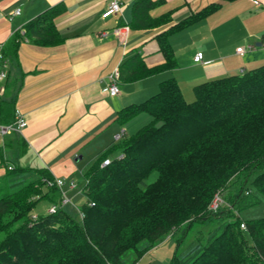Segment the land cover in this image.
Wrapping results in <instances>:
<instances>
[{"label": "trees", "instance_id": "obj_1", "mask_svg": "<svg viewBox=\"0 0 264 264\" xmlns=\"http://www.w3.org/2000/svg\"><path fill=\"white\" fill-rule=\"evenodd\" d=\"M164 1L134 0L128 25H168L155 34L164 61L148 67L138 53L131 54L120 66L121 81L177 67L169 36L234 0L209 2L176 22L174 10L151 15ZM64 10L57 3L37 14L23 34H13L4 55L14 53L24 38L60 43L54 20ZM260 40L264 46V32ZM193 91L194 99L186 101L169 77L145 100L118 110L121 125L140 113L151 120L122 141L118 157L109 158L110 147L84 172L80 222L59 205L43 215L32 213L42 198L60 202L58 187L47 184L54 180L48 170L35 169L36 179L25 180L28 169L7 167L0 177V264H135L168 235L176 245L169 264H264V217L243 221L234 210L236 203H251L243 197L250 195L245 184L251 175L264 195V63L198 83ZM11 110L10 103H0V122L11 121ZM106 158L109 163L102 165ZM153 172L156 177L148 182ZM215 194L224 202L213 210ZM211 220L217 223L206 235L178 251L194 224Z\"/></svg>", "mask_w": 264, "mask_h": 264}, {"label": "crops", "instance_id": "obj_2", "mask_svg": "<svg viewBox=\"0 0 264 264\" xmlns=\"http://www.w3.org/2000/svg\"><path fill=\"white\" fill-rule=\"evenodd\" d=\"M110 1L0 0V43L4 47L15 32L23 34L24 25L37 14L57 3L65 6L64 12L54 20L62 38L60 43L47 45L24 38L14 53L6 55L8 77L0 81L3 88L0 103L11 104L9 118L12 111L19 110L26 126L19 133L0 135V177L7 167L25 168L35 175V169H46L53 178L62 179V188L69 190L68 183L79 177L84 179V172L98 155L117 142L113 137L121 129L124 137L125 126L133 118L121 125L117 120L118 110L139 103L136 101L158 89L160 81L169 77L176 79L174 72L178 65L132 82L120 80L119 93L115 96L103 90L108 84V75L116 67L120 70L131 54L138 53L148 67L162 63L164 58L155 34L168 26L129 28L125 35L116 36L112 29L129 25L134 0H118L120 11L103 18L101 14ZM212 1L216 0H165L151 15L174 10L172 22H176ZM243 2L264 11V0ZM16 8H20V13L9 20L8 16ZM187 28L169 36L175 56V35ZM221 57L213 52L202 53L201 61H192L200 64L205 77L211 79L232 71ZM238 67L239 73L244 70L241 64ZM184 98L188 101L190 95ZM152 248L144 254H151Z\"/></svg>", "mask_w": 264, "mask_h": 264}, {"label": "rangeland", "instance_id": "obj_3", "mask_svg": "<svg viewBox=\"0 0 264 264\" xmlns=\"http://www.w3.org/2000/svg\"><path fill=\"white\" fill-rule=\"evenodd\" d=\"M243 1L223 2L222 6L207 16V18L205 17L206 19L200 20L194 26L188 27L184 32L175 35L174 47L176 48L175 57L178 69L174 74L184 96L190 95V98H187L188 101H192L195 97L194 85L210 80L205 77L200 69V64L193 63V56L196 53L200 52L208 55L213 52L223 55L221 58L232 68V71L228 73L229 75L239 73V64L244 69L243 71H247L264 63V46L262 44L257 45V43L261 42V35L264 32V11L251 8L249 4L246 5ZM252 6L255 7L253 4ZM240 47L244 49L243 53L236 51ZM224 54H228V57L225 58ZM156 91L157 89H154V91L147 93L148 95L136 102L146 99ZM150 120L151 117L147 113H141L133 118L125 126L124 137L111 146L112 150L108 153L109 158L118 157L121 154L120 144L122 141ZM22 176H24L25 180H30L36 179L37 174L27 172ZM155 177L156 173L153 172L149 175L147 181L151 182ZM253 177L251 175L245 184L250 189V195L245 196L243 194L244 200H249L251 203H243L240 206L236 203L234 206V210L238 212L239 218L243 221H257L264 217V195L252 183ZM79 178L81 179H75L73 185H71L72 182L68 183L69 190L62 188L69 199V202L62 205V208L78 222L81 221L80 210L86 200L82 192L84 179L83 177ZM51 204L49 199L42 198L36 203L32 213L36 216L46 214ZM216 223L217 220H211L207 223L194 224L178 251L184 250L193 239L206 235L207 231ZM244 237L251 244V238L247 233H244ZM175 248L174 237L168 235L157 246L152 248L151 254H143L135 264H169ZM154 258H157V261Z\"/></svg>", "mask_w": 264, "mask_h": 264}, {"label": "built area", "instance_id": "obj_4", "mask_svg": "<svg viewBox=\"0 0 264 264\" xmlns=\"http://www.w3.org/2000/svg\"><path fill=\"white\" fill-rule=\"evenodd\" d=\"M120 3L118 0H111L107 6V8L103 11L101 16L103 18L112 15L118 11H120ZM20 13V8H16L10 16H8V19L11 20L13 16H16ZM129 26L128 25H123V26H117L112 29L113 33L116 36H123L128 32ZM24 31V30H23ZM22 31V32H23ZM4 44L0 43V81H4L8 77V59L4 55ZM236 51L238 53H243L244 49L243 48H237ZM194 61L199 62L202 59V54L200 52L196 53L194 56ZM120 82V70L119 68L113 69V71L108 75V84L103 88L104 91H106L110 96H115L119 93V87L118 84ZM3 91V88H0V92ZM26 126V121L23 118V115L21 112L17 109L14 110L13 112V117L10 122L8 123H2L0 122V135H5L8 133H19L24 127ZM124 130L121 129L119 132H117L114 135V140L119 141L122 136H123ZM109 163V158H106L103 162L102 165H106ZM11 168V167H8ZM48 185H55L58 187L61 197H60V202L59 204H51V207L48 212H53L57 208V206H62L64 204H67L69 202V199L67 198L66 194L64 193L62 187L64 185V181L59 178H54L53 181H47ZM74 183L72 182L71 185ZM249 191L246 190L245 194H247ZM223 199L219 194L214 195V199L210 205V208L213 210H216L222 203ZM81 213V211H80ZM35 217V215H33ZM82 217V213H81ZM240 228L241 229H246V226L244 222L240 223Z\"/></svg>", "mask_w": 264, "mask_h": 264}, {"label": "water", "instance_id": "obj_5", "mask_svg": "<svg viewBox=\"0 0 264 264\" xmlns=\"http://www.w3.org/2000/svg\"><path fill=\"white\" fill-rule=\"evenodd\" d=\"M260 44H261V42L257 43V45H260Z\"/></svg>", "mask_w": 264, "mask_h": 264}]
</instances>
